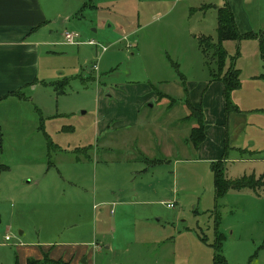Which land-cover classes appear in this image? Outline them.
Here are the masks:
<instances>
[{
  "label": "rangeland",
  "instance_id": "1",
  "mask_svg": "<svg viewBox=\"0 0 264 264\" xmlns=\"http://www.w3.org/2000/svg\"><path fill=\"white\" fill-rule=\"evenodd\" d=\"M41 1L54 14L53 32H76L79 43L47 46L57 52L47 61L54 81L34 100L54 116L1 129L8 169L0 174V264H264V176L254 191L216 198L210 162L180 150L197 115L186 100L199 105L202 88L199 96L194 89L207 84L210 67L216 71L213 50L204 52L200 41L218 44L215 8L229 0ZM230 1L242 38L220 42L222 74L238 70L229 100L248 121L244 130L240 116L228 124L232 139L243 131L246 151L223 148L224 175L257 178L264 174V59L257 39L243 35L264 29V0ZM148 89L154 96L145 100ZM138 101L137 125L110 131ZM167 135L171 144L161 139ZM111 136L125 146L117 159L157 163L163 150L170 160L111 162ZM141 144L157 148L149 157L138 152ZM152 180L154 194L146 189Z\"/></svg>",
  "mask_w": 264,
  "mask_h": 264
},
{
  "label": "crops",
  "instance_id": "2",
  "mask_svg": "<svg viewBox=\"0 0 264 264\" xmlns=\"http://www.w3.org/2000/svg\"><path fill=\"white\" fill-rule=\"evenodd\" d=\"M228 4L231 8L234 19L236 20V13L234 12L235 10L233 8L234 4L231 3L230 0ZM53 16L54 14L50 12L48 7L43 5L41 0H0L1 129L4 127V124L10 125L13 129L31 128L32 126H38V123L43 124V119L47 121L48 119H51L52 116H54V113L52 112L46 114L39 103L34 100L36 93L38 94L44 89H47L49 85L53 84L50 82L54 81L52 75H50V69H48L47 61L49 55H55L57 52L53 49H49L47 46L55 44H67L64 38L67 30L60 28V30L53 32V29L50 28V24L53 22ZM54 35L60 36L62 41H51L49 36ZM51 72L54 73L52 69ZM209 75L210 77L207 84L206 82H203L202 84L199 83L194 89L197 92V96H199L198 92H200L202 88V96L200 98L199 105L194 100L191 102L195 108L202 109L205 138L195 150L190 144H188L186 140L184 143L182 141L181 143L184 145V148H180V150L183 154L181 156H184L183 158H188L186 156L190 157V154L193 153V150L197 151L198 154L196 157L198 160L210 162L211 164L222 157L224 160H227L225 156L226 152H223V148L226 146V144H228V147L233 149L235 152L246 151L244 148L246 144L244 140L245 135L242 130H244L247 125L248 119L246 117L248 116H240L242 115V112L233 105L230 111L226 112L224 83L221 79L212 78L210 73ZM160 93L169 96L162 91H158L157 95L159 96ZM145 94L147 95L145 100L153 98L154 96V92L149 89L146 90ZM108 96H111V94H108ZM143 102L140 104L138 101L137 104H134L131 107L130 112L127 113L129 120L122 123L124 126L120 125L119 128L113 129V127L116 126L113 124L111 126L113 130L110 131L121 129L123 130L122 133H125V129L131 127L134 128L139 121L138 116L140 119V110L142 108ZM236 115L240 116L242 119L243 127L238 138L232 139L228 135V124L236 118ZM131 118L133 120H130ZM191 123L192 124H190L189 129L196 126V122ZM107 134H111V132ZM186 136H188V134ZM167 137L168 138L161 137V139L169 140L168 144H171L170 136L167 135ZM174 139L177 140L176 137H174ZM153 140L155 141V138H153ZM133 142L136 144L135 140H133ZM158 142L159 139H157V143ZM106 145V151L108 155H110L108 158H111L112 155L117 156L116 159H109L111 162H142L144 165L150 166L158 164L162 162V160L169 161L171 157L168 152L166 155L162 150L161 154H158L162 155V158H156V160L159 161L157 163L152 162L147 164L144 160H139L137 157H134L133 154H128L126 158L121 157L123 159H117L119 158L120 154H114V152H119L121 150L123 151L125 149L123 141L119 143L117 139H114L113 136H111L110 139H106ZM153 145L155 146L154 143ZM114 146H116L117 149H114ZM146 146H148V144H146ZM146 148L147 147H145V145L142 146L141 144L138 146V152H140V154L148 155L150 154V151L153 153L157 147H154L153 149ZM148 156L150 157L151 155ZM88 158H90L89 155ZM78 159L80 160V158H77V160ZM240 160L243 159L240 158ZM174 161H177V159H174ZM144 170L146 171L147 168L144 167ZM151 182L152 183L147 184L146 189L151 187L150 193L154 194L156 192L155 187L159 184V182L155 180H152ZM247 190L254 191L252 189H244L237 192L243 193V191ZM174 203L176 202L174 201ZM22 233L23 232L20 231V234ZM62 245L71 246L69 244ZM63 253L69 255V258L73 255V252L70 250ZM86 259L87 258H85V262L83 264H86Z\"/></svg>",
  "mask_w": 264,
  "mask_h": 264
},
{
  "label": "trees",
  "instance_id": "3",
  "mask_svg": "<svg viewBox=\"0 0 264 264\" xmlns=\"http://www.w3.org/2000/svg\"><path fill=\"white\" fill-rule=\"evenodd\" d=\"M215 9H216V34L219 42L218 44L212 43L210 38L207 37L210 41L209 44L207 42L206 45V41H202V40L200 41V43H202L203 45L202 48L204 52L208 51L209 49L213 50V54H212L213 56L211 55L212 56L211 58H213L214 60L215 57L216 71H213L210 67V74L212 78L221 79L222 82L224 83L225 110L226 112H229L232 107V104L229 100V93L232 90L239 88L240 86L239 72L234 66H231L230 68L227 69V71L224 72V74H222L224 59H225V51L222 49L220 42L225 39H239L242 38V36L237 30L234 16L229 4L225 2L223 6L216 7ZM244 36L257 39L261 58L264 59V29H260L258 32H252V31L248 32L245 35H243V37ZM180 77L182 78L181 74ZM182 83H183V90L187 95V90L184 85L183 79H182ZM186 107L189 110L197 113L196 116L194 115L196 126L191 128L190 134L186 139V141L189 142L194 149H197L205 138L204 122H203L204 118H203L202 109L195 108L189 99L186 100ZM2 140H3V134L0 127V154L2 152ZM225 147H227V144ZM223 160L224 158L222 157L221 159L211 163V167L214 173V188H215L216 198L224 195L226 192L231 190L232 191H241L244 189L254 190V188L257 185L256 182H258L264 176V174H261L259 177L256 178L253 176L244 175L236 179H230L224 175L225 165H223ZM7 169L8 166L0 161V174ZM217 241L219 240L217 239ZM215 258H214L215 263H217V257ZM219 260L223 262V259L220 257ZM52 263L63 264L58 261ZM27 264H31V261H29Z\"/></svg>",
  "mask_w": 264,
  "mask_h": 264
},
{
  "label": "built area",
  "instance_id": "4",
  "mask_svg": "<svg viewBox=\"0 0 264 264\" xmlns=\"http://www.w3.org/2000/svg\"><path fill=\"white\" fill-rule=\"evenodd\" d=\"M77 36H78V34L76 32H68L67 31L65 33V35H64L65 42L67 44H78L79 41L77 40V38H78ZM90 43H91V41H90ZM105 50H107V47L106 46H101V51L103 52ZM92 67L97 68V65L96 64H93ZM166 206L167 207H170V208L171 207H174V202H167L166 203ZM5 240L6 241L10 240L9 236H6L5 237Z\"/></svg>",
  "mask_w": 264,
  "mask_h": 264
},
{
  "label": "water",
  "instance_id": "5",
  "mask_svg": "<svg viewBox=\"0 0 264 264\" xmlns=\"http://www.w3.org/2000/svg\"><path fill=\"white\" fill-rule=\"evenodd\" d=\"M85 262V259H82V263H84Z\"/></svg>",
  "mask_w": 264,
  "mask_h": 264
}]
</instances>
